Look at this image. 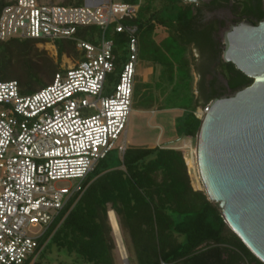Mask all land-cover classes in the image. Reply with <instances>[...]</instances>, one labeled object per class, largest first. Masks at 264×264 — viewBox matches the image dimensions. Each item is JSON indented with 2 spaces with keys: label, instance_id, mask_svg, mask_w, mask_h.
Here are the masks:
<instances>
[{
  "label": "trees",
  "instance_id": "obj_1",
  "mask_svg": "<svg viewBox=\"0 0 264 264\" xmlns=\"http://www.w3.org/2000/svg\"><path fill=\"white\" fill-rule=\"evenodd\" d=\"M6 1L1 0V5ZM128 4L140 5L136 18L127 21L137 27L138 37L159 31L181 51L197 48L202 53L222 54L215 37L222 24L204 22L197 3L129 0ZM210 7H229L232 15H241L254 25L264 20L263 0H212ZM88 28L78 29L76 35L93 43ZM112 38L116 67L108 77L109 87L117 83V68L128 60L126 35L114 34ZM39 45L35 40H0V82H17L23 95L36 93L52 85L57 74H64L60 68L64 56L82 54L75 42L60 40L55 61ZM154 48L158 52V46ZM155 64L165 67L159 58H155ZM167 66L175 86H180L181 71L186 70L184 77L194 108L177 119L176 132L195 144L201 119L195 115L198 105L191 60L187 55ZM219 73L225 89L216 90L206 105L225 96V90L234 94L253 83L231 63L221 61ZM110 212L116 218L130 264L131 258L138 264H226L223 257L231 264H263L226 225L218 204L210 201L204 188L196 187L184 152L176 146L156 145L126 146L123 156L112 159L108 155L101 161L86 180L84 190L70 200L39 240L34 264H118Z\"/></svg>",
  "mask_w": 264,
  "mask_h": 264
},
{
  "label": "built area",
  "instance_id": "obj_2",
  "mask_svg": "<svg viewBox=\"0 0 264 264\" xmlns=\"http://www.w3.org/2000/svg\"><path fill=\"white\" fill-rule=\"evenodd\" d=\"M64 1L7 0L2 6L0 0L1 41L35 40L52 51L56 41L69 40L82 53L36 93L23 95L17 82H0V264H34L39 240L88 177L118 143L120 156L127 146L139 56L138 29L127 21L140 5ZM90 26L101 31L100 43L77 37ZM110 29L128 41V60L113 87L107 83L116 67ZM208 111L207 105L195 115L202 119Z\"/></svg>",
  "mask_w": 264,
  "mask_h": 264
},
{
  "label": "water",
  "instance_id": "obj_3",
  "mask_svg": "<svg viewBox=\"0 0 264 264\" xmlns=\"http://www.w3.org/2000/svg\"><path fill=\"white\" fill-rule=\"evenodd\" d=\"M232 24L223 34L222 61L253 83L208 104L196 136V163L226 225L264 264V20Z\"/></svg>",
  "mask_w": 264,
  "mask_h": 264
},
{
  "label": "rangeland",
  "instance_id": "obj_4",
  "mask_svg": "<svg viewBox=\"0 0 264 264\" xmlns=\"http://www.w3.org/2000/svg\"><path fill=\"white\" fill-rule=\"evenodd\" d=\"M66 1L67 4L65 3V5H84V0ZM79 1H81L80 4L78 3ZM112 2L114 4H126L129 3V0H112ZM211 2L212 0H209L207 2L200 1L197 4L198 8L203 12L204 22L215 20L222 24L221 30L215 36L217 42L220 44L221 53L223 34L230 28L232 23H235L237 21L234 18V15L231 14L229 7L212 8L210 7ZM88 29L89 30L87 33L93 40L92 44L100 43L102 39L101 31L95 26H90V28ZM111 34L112 32L110 29L107 34L108 37L110 36L112 38ZM58 41L53 43L55 47L57 46ZM138 46L139 57L136 68V76L134 78L133 84L134 95L132 99V113L127 125L126 145L129 147H144L148 145H156L159 147L176 146L178 148H181V150L184 152L185 157L189 161V165L192 169V176L196 182V187L198 189H202L203 185L198 174L196 163V145L190 139H183L182 137H179L178 133L176 132V127L178 125L177 119L181 118L184 115L185 110L191 111L194 108L191 92L187 88L188 81L187 78L184 77L186 70L183 69L181 71V77L183 78V81L180 83V86H175L172 85V82L170 80V73L167 69V63H176L180 59V57L188 55V59L191 60L193 66L192 73L194 75V85L196 83V80L198 84V82L201 81V78L198 72L195 70L194 63V58L197 59L199 56L198 52L181 51V48H178L176 45L172 44L171 39H168L166 34L159 31L149 32L143 36H139ZM155 46H158V52L157 50H155ZM38 47L41 50H45L44 48L40 47V45ZM47 53L55 61L57 60V49L47 51ZM126 56L128 57V53L126 54ZM80 58L81 55L73 58H67V56H64V60L62 61L60 68L62 70H65L67 67L71 66L74 61ZM155 58H159L160 60H162L163 63H165V67L160 68L158 65H154ZM123 63L124 62H122L117 68L115 75H118L120 73ZM153 65L155 68L153 67ZM151 67L154 68L155 74L154 71L150 69ZM220 85L222 86V89H225L226 84L223 80L220 81ZM225 91L226 93L228 92L227 90ZM196 96L200 99H203L198 91ZM207 101L208 99L206 101L202 100L201 104H205L206 107ZM152 110H155L154 114L153 112H150ZM199 110L200 109H198L197 112ZM170 142L172 143L168 144ZM118 145L119 143L111 151V153L109 154V158L113 159L118 156ZM69 185V183H62L59 186L65 187ZM117 250V262L118 264H123L121 253L119 249ZM131 264L138 263L136 259L131 258Z\"/></svg>",
  "mask_w": 264,
  "mask_h": 264
},
{
  "label": "flooded vegetation",
  "instance_id": "obj_5",
  "mask_svg": "<svg viewBox=\"0 0 264 264\" xmlns=\"http://www.w3.org/2000/svg\"><path fill=\"white\" fill-rule=\"evenodd\" d=\"M234 18L236 19L237 22L233 24H237L245 20V19H242L241 15H236L234 16ZM220 30L221 28L219 29V31ZM192 51H197L199 55L197 59L194 58L195 59L194 63H195V70L198 72L201 78L200 84L202 88V93L204 94L207 92L209 96H211L214 94V92H216V90H219L222 87L220 85V81L223 80V78L221 77L219 73L222 57L220 58V56L216 55L215 53L214 54L202 53V51H200L197 48H193ZM228 94H232V93L228 90L226 95ZM223 260L226 264H231L228 258L223 257ZM238 264H249V263L246 261H242V262H239Z\"/></svg>",
  "mask_w": 264,
  "mask_h": 264
},
{
  "label": "bare ground",
  "instance_id": "obj_6",
  "mask_svg": "<svg viewBox=\"0 0 264 264\" xmlns=\"http://www.w3.org/2000/svg\"><path fill=\"white\" fill-rule=\"evenodd\" d=\"M109 218H110L111 226H112L113 231H114L115 239H116L117 244H118L117 245L118 249H119L123 259L126 260L127 259L126 251L124 249V244H123V241H122V238H121V235H120V231H119V228H118V225H117V222H116V218H115L113 212L109 213Z\"/></svg>",
  "mask_w": 264,
  "mask_h": 264
},
{
  "label": "crops",
  "instance_id": "obj_7",
  "mask_svg": "<svg viewBox=\"0 0 264 264\" xmlns=\"http://www.w3.org/2000/svg\"><path fill=\"white\" fill-rule=\"evenodd\" d=\"M139 57V56H138ZM64 59H62V61H63ZM151 70H153L154 71V69L151 67L150 68ZM201 81L200 82H198V84H197V80H196V83H195V85H194V75H193V94H194V97H195V102L197 103V105H198V109H201V108H203V107H205V104L203 105V104H201V101L202 100H207V99H209L211 96H209V94L206 92V93H202V88H201ZM197 91L201 94V97H203V99L201 100L200 98H198L197 96H196V94H197ZM134 95V94H133ZM197 109V110H198ZM150 112H153V114L155 113V110H152V111H150ZM184 112H186V111H184ZM173 141V140H172ZM172 142H170V143H168V144H171ZM124 249H125V247H124Z\"/></svg>",
  "mask_w": 264,
  "mask_h": 264
}]
</instances>
